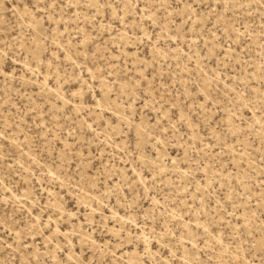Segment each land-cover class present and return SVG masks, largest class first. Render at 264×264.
<instances>
[{
	"label": "rangeland",
	"instance_id": "rangeland-1",
	"mask_svg": "<svg viewBox=\"0 0 264 264\" xmlns=\"http://www.w3.org/2000/svg\"><path fill=\"white\" fill-rule=\"evenodd\" d=\"M0 264H264V0H0Z\"/></svg>",
	"mask_w": 264,
	"mask_h": 264
},
{
	"label": "bare ground",
	"instance_id": "bare-ground-1",
	"mask_svg": "<svg viewBox=\"0 0 264 264\" xmlns=\"http://www.w3.org/2000/svg\"><path fill=\"white\" fill-rule=\"evenodd\" d=\"M72 216H73L72 213L69 214V217H72ZM88 217H92V213H91L90 215H88ZM58 230H59L58 227H56V231H55V232L58 233ZM81 243H82V242H81ZM58 245H59V244H56V245H55V248H56ZM75 256H76L75 254H73V253H69L67 257H68L69 260H70L71 258H72V259L75 258V260H76V257H75ZM54 259H56V255H55V254H54ZM77 262H78V259H77ZM78 263H79V262H78Z\"/></svg>",
	"mask_w": 264,
	"mask_h": 264
}]
</instances>
